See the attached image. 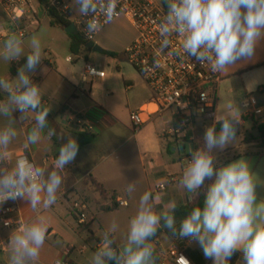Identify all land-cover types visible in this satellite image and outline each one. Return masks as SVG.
<instances>
[{
    "label": "clouds",
    "instance_id": "9594fccd",
    "mask_svg": "<svg viewBox=\"0 0 264 264\" xmlns=\"http://www.w3.org/2000/svg\"><path fill=\"white\" fill-rule=\"evenodd\" d=\"M164 2L167 13L159 23L158 55L170 47V38L176 34L184 56L210 65L212 72L223 73L237 61L251 60L264 39V0ZM73 4L80 16L90 17L86 21L87 32L101 29L102 24L96 17L98 12L103 16V24L111 23L119 14L118 0H73ZM27 48L26 52L25 41L16 32L8 34L0 47V59L5 62L26 57L16 78L0 77V91L7 93L0 100V117L4 118L0 123V205L8 200H24L35 214L11 232L9 264H39L51 226L46 212L56 203L57 193L65 182V169L79 151L76 139L69 135L61 143L51 169L38 166L26 156L13 157L10 146L18 135L13 113H20L19 121L31 114L34 121L24 142L26 149L39 144L45 132L48 138L56 135L55 128L49 127V108L41 106V89L30 75L42 61L39 36L33 35ZM242 115L239 106L229 104L217 121L221 123L220 130L216 131L215 124L207 127L204 145L190 152L179 180V186L191 194L189 201L205 186L206 179L215 177L207 185L203 207H193L177 229L176 202H169L157 212L153 193L145 191L136 214L129 221L124 243L116 245L113 234L118 224L113 220L103 233L92 264H157L152 239L162 221L173 236L197 242L204 257L213 264H229L237 251L242 253V264H264V200L257 201L258 182L251 166L244 158L222 166L215 162L214 150H223L236 141ZM44 150H48L47 146ZM134 189V182L128 183L127 192L131 194ZM179 258L183 264H189L183 256ZM56 264L61 262L57 260Z\"/></svg>",
    "mask_w": 264,
    "mask_h": 264
},
{
    "label": "crops",
    "instance_id": "0c3cea01",
    "mask_svg": "<svg viewBox=\"0 0 264 264\" xmlns=\"http://www.w3.org/2000/svg\"><path fill=\"white\" fill-rule=\"evenodd\" d=\"M28 1L30 3V0ZM68 2L72 7L70 0ZM31 7L34 12L38 11V17L47 15L46 13L40 15L42 8L39 2L37 6L31 5ZM28 18L35 19L30 21L32 26L39 24L36 17L29 16ZM7 25L9 28L6 27ZM2 26L5 27L2 28ZM11 27L9 21L0 18V47L5 37L11 33ZM26 38L27 35L24 38L27 52L30 38ZM89 52L82 51L79 54L72 52L63 57L47 49L42 54L41 63L30 74L33 82L41 89V106L49 108L47 119L49 127L56 130L55 136L48 138L45 132L39 144L30 145L26 149L24 142L34 121L31 114L27 119L19 121L20 113H13V118L17 121L15 127L18 133L10 146L14 158L26 154L33 163L51 169L58 156L61 143L65 142L69 135L75 138L79 145L75 160L65 169V182L57 193L58 199L46 212V215L51 218V226L41 250L39 264H55L57 260L66 261L68 264H92L103 233L111 224L109 218H106L108 213H116L112 221L117 222L118 228L113 235L116 245L123 244L129 223L122 228L120 223L122 216L127 217L128 222L130 221L136 214L140 197L145 191L153 193L157 212L173 200L177 207L193 202L198 195L189 201L191 194L179 186V180L185 167L184 156L178 150L173 151L178 144L171 143L164 137L166 128L173 120V111L152 115L140 130L135 131L131 120V114L134 111L145 108L157 110L156 104L152 102L153 93L150 87L141 75L131 68L133 66H129L124 61L122 66H118L119 76L123 78L121 87L113 85L108 80L107 74L104 78H84V70L81 71L78 67L79 55ZM69 56H73L74 62L67 60ZM25 63L26 57L9 63L0 59V77L16 78L18 69ZM235 81H241L243 84L244 95L241 103L245 98L253 95L257 97L259 106L264 109V39H261L251 60L237 61L235 66L223 72L221 85L224 83L233 86ZM231 92L238 93L234 88H231ZM6 96V92L0 91V100L5 99ZM241 103L234 106L241 107ZM216 113L213 116L200 117L195 120L188 140L194 144L195 150L198 149V139L202 144L204 143L205 129L213 124L217 126L219 119ZM70 115L83 118L94 126V131L87 132L75 128L74 119H70ZM245 120L243 125L237 127L244 128L246 123H249L247 129L254 131L258 138L257 127L264 123V113L257 119L250 117ZM3 121L4 118L0 117V123ZM253 124L257 126L253 127ZM162 137L168 142L170 157L164 155L160 141ZM45 146L48 148L47 151L44 150ZM261 146L259 140L248 141L244 134L241 145L238 147L214 150L215 162L218 166L241 158L249 162L254 179L258 182L256 186L258 202L264 200V148ZM170 176L174 177L175 181H169ZM214 179L215 177L210 180L209 184L213 183ZM91 180L103 185L109 194L108 199L101 198L89 183ZM132 182L135 184V189L129 194L126 189L128 183ZM159 183H168V189L165 192H156L155 186ZM206 185L207 179L205 187ZM112 195H114V200ZM114 201L117 203V208L109 210L108 208L113 206ZM121 201H126L128 205H121ZM75 202L87 204L86 223L84 224H80L73 213L72 208ZM17 205L25 222L35 215L27 201L19 200ZM161 223L163 225V221ZM160 229L163 231H159ZM160 229L152 239L156 250L158 247H178L162 226ZM6 234L7 232L3 233V235ZM180 249L193 264H213L211 259L204 257L202 249L195 241L188 239L183 249ZM0 264H9L8 250L0 253ZM157 264H160L159 258ZM164 264L172 263L167 260ZM238 264H242V260Z\"/></svg>",
    "mask_w": 264,
    "mask_h": 264
},
{
    "label": "built area",
    "instance_id": "2783aa9c",
    "mask_svg": "<svg viewBox=\"0 0 264 264\" xmlns=\"http://www.w3.org/2000/svg\"><path fill=\"white\" fill-rule=\"evenodd\" d=\"M47 2L48 8H53L61 15L71 18L73 10L68 0H47ZM0 7L9 19L11 29L24 39L27 32L21 24L26 17H29L28 13L33 9L29 1L0 0ZM117 11L119 14L108 24H103V16L98 12L96 17L100 20L102 27L94 33L86 31V21L90 17L77 14L73 20L76 30L86 42L95 43L99 33L109 25L122 18L128 20L136 31V37L125 49V57L150 87L153 93L152 102L157 106V110L145 108L131 114L134 130H140L152 115L172 110L173 120L166 128L164 137L175 144L188 142L195 120L213 116L216 113L219 104L218 90L223 81V73L212 72L210 65H202L194 57L184 56L180 38L176 34L170 38V47L162 54H157L161 41L159 23L167 13L164 0H118ZM35 12L38 13L37 10ZM67 60L74 62L75 59L69 56ZM105 76L104 70L86 62L84 78H104ZM241 107L244 113L239 125L245 123V118L257 119L264 113L257 97L253 95L245 98ZM69 118L74 119L75 128L87 132L94 131V126L83 118L71 115ZM20 156H26L30 160L26 154ZM189 158L190 155L183 157L185 166ZM169 181H175L174 177L170 176ZM155 189L159 193L165 192L168 189V183L156 184ZM18 201L19 199L8 200L0 205V253L8 250L11 232L25 223L18 209ZM120 203L128 205L126 201ZM72 209L78 222L86 223L87 204L75 202ZM6 221H10V224H6ZM4 232L7 234L3 235ZM100 245L101 243L99 247ZM157 255L160 264H164L167 260L172 264H183L179 256H183L189 264H193L184 251L176 246L158 247ZM59 261L61 264H68L66 261Z\"/></svg>",
    "mask_w": 264,
    "mask_h": 264
},
{
    "label": "rangeland",
    "instance_id": "374dc122",
    "mask_svg": "<svg viewBox=\"0 0 264 264\" xmlns=\"http://www.w3.org/2000/svg\"><path fill=\"white\" fill-rule=\"evenodd\" d=\"M72 7H73V14L71 15V19L74 20L78 14L77 6L73 4V0H70ZM30 3L32 6H37L38 1L37 0H30ZM28 16L31 17H38L37 14L32 10L28 13ZM9 21L5 13L2 11L0 7V18ZM34 18H28L26 17L23 26H26V32H27V38H31L33 35L39 36L41 39L42 44V54L45 50L53 51L54 53H58L64 56L67 54H72L70 50V39L69 35L66 32L65 28L53 26L51 24V18L48 15H45L43 17H38L37 20L39 21V24L36 26H32L30 24V21ZM35 20V19H34ZM5 26H2L4 28ZM9 28V26H6ZM11 32H15L14 30H11ZM136 37V31L133 28V26L129 23L126 19H119L109 25L107 28H105L102 32L99 33V35L96 38V44H100L105 51H115L114 53L117 54V57L113 58L109 56L107 53L103 52H96L91 50L89 53H81L80 59H79V70L83 71L86 64V61L89 63L97 66L101 70H104L107 74L108 80L115 85V86H123V78L119 76V70L118 66L122 64V62H127L129 66L131 64L125 57V49L128 46V44L131 43L132 40H134ZM122 66V65H121ZM133 68V67H131ZM231 88H234L236 90L237 94H234L231 92ZM240 91V92H239ZM242 92V93H241ZM241 94V95H240ZM219 95V104L217 109V118L219 119L221 116V113L227 110L228 105L232 104L238 105L241 103V98L244 95L243 91V84L241 81H235V84L233 86H230L228 84L220 85L218 90ZM240 107V106H239ZM242 113H244V110L240 107ZM257 124V122H256ZM253 124V127H256L257 125ZM251 126V127H252ZM249 128V123H246L244 128L237 127L236 132V141L229 144L226 148L229 147H238L241 145V141L244 138V134H246V139L248 141H258L257 134L255 132L251 131ZM161 144L163 145V151L165 157H170V153L168 152V142L164 137L160 139ZM198 148L202 147L204 143L202 144L201 140H197ZM225 149V148H224ZM219 150V149H218ZM116 213H108L106 215V218H109V221L112 222L113 217H115ZM127 222H125V221ZM121 227L123 228L124 225H128V219L127 217L122 216L121 219Z\"/></svg>",
    "mask_w": 264,
    "mask_h": 264
},
{
    "label": "trees",
    "instance_id": "16d2710c",
    "mask_svg": "<svg viewBox=\"0 0 264 264\" xmlns=\"http://www.w3.org/2000/svg\"><path fill=\"white\" fill-rule=\"evenodd\" d=\"M38 2L41 8L46 11L45 13L51 18V24L53 26H61L63 28H67L72 23H74L73 20L69 19L66 16L61 15L53 8L52 9L48 8L47 0H38ZM21 27H23V24H21ZM69 37L71 39L70 49L73 53L79 54L82 51H91V48L88 47L89 42H86L77 31L73 34H69ZM104 52L107 53L111 57H114V58L117 57V54L114 52H109L105 50ZM220 127H221V123L218 122L216 126V130L219 131ZM257 130L259 132L258 140L262 144L261 147L264 148V123L259 125L257 127ZM209 182L210 180H207V185H209ZM89 183L94 188V190L100 194L102 199L109 198V194L104 189L102 184L98 183L95 180H91ZM207 185L206 187L204 186L199 190L197 198L193 202L181 204L176 207L175 218L178 219V223L176 225L177 229L179 228V222L189 214V212L191 211L193 207L195 206L203 207V201L205 199ZM112 198L114 200V195H112ZM116 208H117V203L114 201L113 206L108 209L114 210ZM159 231H163V230L160 229ZM165 232L174 240V242L179 248L183 249L184 243L188 240L187 238L180 240L178 237L173 236V234L169 231V229H167ZM241 260H242V254L239 251H237L229 260V264H238V262H240Z\"/></svg>",
    "mask_w": 264,
    "mask_h": 264
},
{
    "label": "water",
    "instance_id": "95a60500",
    "mask_svg": "<svg viewBox=\"0 0 264 264\" xmlns=\"http://www.w3.org/2000/svg\"><path fill=\"white\" fill-rule=\"evenodd\" d=\"M45 13L44 9H41V12H40V15L42 16L43 14ZM66 32L68 34H73L75 33L77 30H76V26L74 23H72L69 27L65 28ZM88 47L91 48L93 51H96V52H103V48L99 45V44H96V43H88ZM175 150H178L180 151V153L183 155V156H186V155H190V152L191 151H194L195 150V146L192 142L188 141V142H181L178 144L177 147L173 148V151ZM176 220V223L178 222L177 219ZM162 228L164 230H167L166 227H164L162 225Z\"/></svg>",
    "mask_w": 264,
    "mask_h": 264
}]
</instances>
